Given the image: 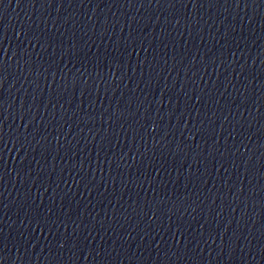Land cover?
<instances>
[{"label": "water", "instance_id": "95a60500", "mask_svg": "<svg viewBox=\"0 0 264 264\" xmlns=\"http://www.w3.org/2000/svg\"><path fill=\"white\" fill-rule=\"evenodd\" d=\"M235 2L189 4L173 14L138 0L131 7L128 0H64L62 7L57 0L46 8L41 0L33 8L5 0L4 264H264V210L249 191L264 189V171L253 179L245 168L251 158L259 169L264 157V0ZM128 53L119 70L108 63ZM118 107L127 114L113 124L109 157L126 159L109 169L107 146L100 152L109 126L100 117ZM153 123L161 130L156 142L164 141L157 149ZM214 144L215 161L194 160L196 148L207 155ZM84 177L90 186L79 182ZM36 210L46 217L43 231L32 220ZM65 234L70 243L60 249ZM177 245L181 253L187 246L188 257H173Z\"/></svg>", "mask_w": 264, "mask_h": 264}, {"label": "snow or ice", "instance_id": "6c2138e0", "mask_svg": "<svg viewBox=\"0 0 264 264\" xmlns=\"http://www.w3.org/2000/svg\"><path fill=\"white\" fill-rule=\"evenodd\" d=\"M17 4L22 3L23 0H16ZM57 0H41L40 3V7L41 8H46V7H51L54 3H56ZM63 2L64 0H59V4L62 7L63 6ZM137 2V0H128V6L131 7L133 4H135ZM141 8H144L145 5H147L148 8H152L153 5H155V8L159 9V8H164L167 11L176 14L177 10H181V9H186L188 7L189 4H191L192 8L195 10L197 7H203L205 4L209 5V7L215 6L216 3L218 2V0H138ZM244 3L245 7H248V0H236L235 2V6L239 7L241 3ZM258 0H252V7H255L257 4ZM10 3V0H9ZM27 3L31 5V7H35L37 0H27ZM5 4V0H0V9L3 8V5ZM71 6V5H69ZM179 6V7H178ZM225 6H227V0H225ZM177 25H179L180 21L177 20L176 21ZM22 35L25 36V39H28V37L31 35V31L29 30V32H25L22 33ZM34 39H38L37 37H32ZM129 41H130V45H134L136 43V40L133 39L132 33H129ZM141 47H143V44H140ZM70 51L76 56L79 57L82 54V48L78 47L77 45L73 44L72 48L70 49ZM125 52H127V48L124 49ZM134 51V49H133ZM131 58V53H128L127 58L125 57L124 54H120L117 58H114L113 60L108 61V63L114 67L117 68V70H119L125 63L126 60L130 61ZM214 62V61H213ZM7 71V65L6 62L4 61V59L2 57H0V110H2L4 108V104L5 101L3 99V95H2V82L4 79V74ZM245 102H247L248 97L245 96ZM197 103H200V100L196 101ZM187 101L185 102V113H187ZM169 104H171V100L169 101ZM83 105H79V108H82ZM177 107H179V101H177ZM79 110V109H78ZM127 114V110H125V112H121L119 110V107L116 109V111L114 112H110V111H105L104 113H102L100 120L102 122V125L104 123H106L109 127L107 129V131H104V138L102 140H100V152H104L105 147L107 146L108 151L104 152V160L105 162H107L109 169L112 166V162L115 161L116 163H119L120 161H123L124 159H126V157L121 154L119 157V160L117 159V157L115 155L111 154V158L109 157V153H111V133L113 131V124L115 122V124H119L120 120H122L124 118V116ZM81 123H83V118L81 119ZM153 127L151 129L152 131V139H153V148L157 149L160 148V146L163 144V138L159 141V143L156 142L155 140V136L159 134V132L161 131L160 129H158V126L153 123ZM142 128H147L148 127V123H147V117H145V123L141 125ZM110 133V134H109ZM97 135H100V133H97ZM65 139H67L65 137ZM189 140H193L194 137L192 135H189L188 137ZM4 145V141H3V132H2V123H0V146ZM66 148V151L71 150V145L70 144H66L64 146ZM185 151H187L189 154H191V152L193 151V149L190 147L188 149H186ZM216 144L212 145V151L208 152L207 155H205L204 153L200 152L199 148L195 149L196 155L194 157V160H201L203 159L205 162H207L209 159H211L212 161H215V156H216ZM100 152L97 153V157H99ZM223 158V157H222ZM99 162V161H98ZM144 163V158L141 157L140 159V164L141 166ZM148 167H152L151 164L148 165ZM221 167H223V164H221ZM246 168V174L247 171H251V173L253 174V179H255V175L254 173L258 170V171H264V157H261V160L259 161V169H257V164H254L251 160V158L249 159L248 163L245 165ZM83 171V169L81 168V170L79 172H77V176L81 175V172ZM142 171V168L137 169V178H140V172ZM109 175H111V172H109ZM147 174L145 173V176ZM157 175H159V173H157ZM2 179V178H0ZM189 180H191V176L189 177ZM229 181H231V178H229ZM80 183L83 184H88V186H90V182H87V177H84L83 179H81L79 181ZM94 182V181H93ZM251 185V182H250ZM244 189L243 187H239L237 188V193H243ZM249 191L252 193L253 196H257L260 197L259 202H258V206L264 210V189H261V191L259 193H257L255 191L254 188H252L250 186ZM153 205L156 209V211H159L161 209V207L163 206L162 203L161 204H156L155 201L153 202ZM145 207H149V205L147 203H145ZM50 214V213H49ZM142 216H144L145 219H147V215L145 213H143L141 211L140 213ZM166 215H171V213H165ZM260 216V223L262 225V230H264V215L259 214ZM150 219L152 221L156 220V216L155 214H153ZM32 220L34 221L36 228L38 230L43 231V228L41 227L42 224L44 227H47V222H46V217L42 218L41 213L39 212V210H36L35 213L32 215ZM113 222H115V220H113ZM169 228L171 229V225H169ZM181 231V226L177 225L176 228V232H180ZM73 236L76 237V231L74 229L73 231ZM147 238V237H145ZM69 240L66 238V234H65V238L59 242V248L60 249H65L68 245H69ZM5 247L4 245V241H3V229L0 228V249H3ZM71 248L76 251V250H80L78 251V255L80 254V252L82 251V244H81V240L79 238L76 237V239H73L71 241ZM157 248H159V245H157ZM177 250L173 253V257L174 258H179L181 255H183L184 257H188L189 253L187 250V246H185L183 253H181L179 246H176ZM88 255L93 257V251L91 249H89L87 251ZM166 258L168 256V254H165ZM77 257H72V259H76ZM7 259V257H5L2 253V251H0V264H4V261ZM85 259H87V257L85 256ZM193 264H198V262L193 261Z\"/></svg>", "mask_w": 264, "mask_h": 264}]
</instances>
